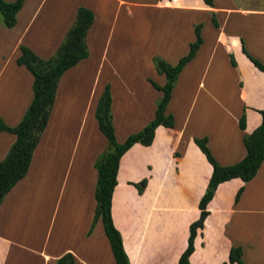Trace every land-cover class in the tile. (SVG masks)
I'll use <instances>...</instances> for the list:
<instances>
[{
	"label": "crops",
	"instance_id": "crops-1",
	"mask_svg": "<svg viewBox=\"0 0 264 264\" xmlns=\"http://www.w3.org/2000/svg\"><path fill=\"white\" fill-rule=\"evenodd\" d=\"M46 1L38 0L36 2L34 0L29 6V0H23L20 10L15 15V24L12 28H5L1 25L2 21L0 22V120L8 127H13L19 122L32 97V77L23 67L17 66L15 63L19 56V47L28 48L40 59L49 58L60 44L66 30L71 26L75 11L78 8L72 9L70 18L68 17L58 33L55 30L50 32L48 29L46 32L43 22L38 21ZM186 2V0H154L152 4L153 7L162 10L194 16L195 19L189 23V28H192L193 40V27L201 24L202 45L194 58L179 73L176 82L191 65L198 61L203 47L207 46L208 52L201 63L203 69L199 73L197 92L195 93L197 95H194V100L206 87L205 80L215 52L220 49L224 57H227L228 64L229 55H231L235 66L232 67L229 64V67L233 70L237 81L234 97L236 107L232 108L230 105V109H234L232 112L234 126L215 123L210 125L207 131L198 132L195 129L196 126H190V115L195 106V101H192L183 111L181 121L177 123L175 117L169 112L174 87L172 88L165 114L172 115L173 128L158 126L154 130L153 139L149 146L134 144L121 156L118 162L116 185L111 195L110 216L114 228L120 235L122 248L129 264H175L177 262L179 255L186 247L188 226L198 218L197 203L204 193L211 174L210 165L193 144L192 139L205 137L207 140L206 147L219 166L235 164L245 155L242 136L250 134L260 124L258 111L264 108V75L258 72L241 53L242 42L246 52L264 65V28L251 27L253 24L258 26L256 22H259L252 19L264 21V12L218 6L215 0H213L211 8L205 6L200 0H193L191 5ZM26 4L28 5V12L18 29V18ZM133 6L136 5L130 0L93 1L89 8H86L93 14L92 25L85 36L87 51H89L90 45L92 46L93 34L103 31L102 28L105 25L103 14H112L111 26L114 30L115 22L119 19L122 9L126 13V17H131L132 12L129 9ZM96 10H99L100 16H97L98 18L95 20ZM211 13L216 20L217 28L211 24ZM48 19L51 20V16ZM250 20L254 23H251ZM94 21H99L97 30H94ZM35 22L40 23L37 24L40 27V33L46 32V35L43 34L46 39L36 40L34 34V38L28 39ZM108 45L105 42L97 63L96 80L93 81L94 85L92 83L82 105L85 121L91 113L93 114L97 98L105 85L106 80H104L105 78L101 79V77L107 71L118 74L117 70L114 69L116 66L112 63L113 61L109 62L107 59ZM151 56L152 53L149 54V60ZM89 57L90 53L88 52L87 58ZM116 58L114 56L111 59L115 60ZM77 65L67 70L60 77L46 127L32 152L28 170L0 203V264H56V260L66 253L73 257L74 264H105L102 262L101 253L99 254L97 250L99 245L103 249L108 248L109 250L101 223L97 221L91 232L88 233L91 222L87 214L84 222L81 221L79 229L72 217L69 218L70 220L68 219L66 228L69 233L65 237L68 243L63 247H55L53 244L48 246L50 234L43 237V240L36 245L34 241L36 234H27L24 237L23 234L14 232L12 226L17 213H23L25 202L29 204L28 200L31 198H21V193L26 186H34L37 182L36 177L38 179L42 174L41 171L45 162L43 158L41 159L43 152L40 149V141L46 139L44 137L47 136L55 137L53 132L58 126L56 118H59V107H64V97L68 91L67 85L70 80L67 79L68 73L74 72ZM146 65L150 67L148 60ZM143 79L145 83L149 84V78L144 76ZM158 93L159 99L161 93ZM223 105H217V107L225 110L229 108L228 104V108L221 107ZM154 110L146 124L152 120ZM241 114L244 116V129L242 131L237 127ZM226 115L228 116L227 113ZM84 125L85 122L82 129L79 126L81 131L79 133L77 131L76 139L72 145L68 159L70 168L77 156V148ZM145 125L139 126L135 131L127 132L117 139L115 126L112 122L116 143L121 144L129 135L137 133ZM94 135L96 139H99L96 134ZM13 141V135L0 133V161L4 158ZM98 150H91L90 154L92 153V155L88 159L89 162H86V172L89 171L91 161L97 152H100V149ZM50 162L52 163V161ZM32 167L34 172L33 175H30ZM143 179L146 183L141 194H138L131 184L138 183ZM92 184L93 181H91ZM241 187L243 190L238 200L234 202V196ZM56 203L57 199L54 202L48 231L56 221ZM90 204L91 201L89 202V210L92 209ZM206 211L208 216L205 218L202 228L196 231L193 252L188 258L189 264L226 262L228 250L231 247H240V259L244 264H264V160L249 182L243 183L239 179H232L219 184L212 199L206 205ZM90 215L92 219L93 212ZM98 225L100 227H96ZM76 227L77 230H73ZM100 229L101 232H99ZM101 233L102 236H100ZM108 255H110L107 256L108 264H114L110 251Z\"/></svg>",
	"mask_w": 264,
	"mask_h": 264
},
{
	"label": "rangeland",
	"instance_id": "rangeland-1",
	"mask_svg": "<svg viewBox=\"0 0 264 264\" xmlns=\"http://www.w3.org/2000/svg\"><path fill=\"white\" fill-rule=\"evenodd\" d=\"M93 1L98 0H47L40 12L38 21L43 22L46 32L48 30L54 32L55 30L58 33L68 17L70 18V12L73 8H89ZM186 1L190 5L193 2V0ZM32 2L34 0H29V6ZM130 2L136 5L129 9L132 12L131 17H126V13L122 9L119 19L115 22L114 30L111 26L112 14L110 12L108 15L103 14L105 25L102 28L103 31L100 26L101 32L93 34V40H91L93 47L90 45L88 51L90 57L78 63L74 72L69 71L71 73H68L67 79H70L67 85L68 91L64 97V107H59V118H56L58 126L53 132L55 137L47 136L44 137L46 139L40 141V149L43 152L41 153V159L43 158L45 162L41 171L42 174L38 179L36 177L37 186L36 184L34 186L28 185L21 193V198H31L28 200L29 204L25 202L23 213H17L18 215H16L12 224L14 232L23 234L24 237L27 234H36L34 239L36 245L43 240V237L50 234L48 246L53 244L55 247H63L68 243L65 237L69 233L66 228L69 218L72 217L78 229L81 221L84 222L86 214L89 216V221L92 220L90 215L94 208L92 192L96 179L92 165L105 150L106 142L96 129L92 113L85 121L82 105L93 81L96 80L97 63L105 42L109 44L107 59H109V62L113 61L112 63L118 68L114 67L118 74L107 71L101 77V79L105 78L104 80H106L104 84L109 86L111 121L115 126V134L118 139L125 133L133 132L139 126L145 125L153 113L159 93L152 89L148 83H145L143 78L146 76L158 85L163 83L164 78L156 73L151 59L157 57L173 65L177 59L185 55L188 43L193 40L192 28H189V23L195 19L194 16L153 7L154 0H130ZM215 3L218 6L264 12V0H215ZM143 4L144 6H141ZM27 12L28 5L26 4L18 18V29L21 27ZM95 13L96 20L97 16H100L99 10H96ZM49 16H51V20L48 19ZM252 20L259 22H256L258 26L253 24L251 27L264 28V21H261V19ZM39 22H35L31 28L28 39L34 38L33 34L36 40L46 39V36H44L46 32L43 35L40 33V27L37 26V24H40ZM250 22L254 23L251 20ZM98 23L99 21H94V30L98 29ZM111 28L112 33L110 32ZM207 48V46L203 47L198 61L191 65L179 81L175 83L169 106V112L178 123L181 121L183 111L192 101H195V106L190 115V126H196L195 129L200 133L207 131L209 126L215 123L234 126L232 120L234 109L231 110L230 107H236L234 97L237 90V81L233 70L229 67L227 57H224L220 49L215 52L211 66L208 69L205 89L193 100L194 95H197L195 94L197 92V81L199 73L203 69L201 63L208 52ZM151 53L152 56L149 60V54ZM114 56L117 58L112 60L111 58ZM147 60L150 67L146 65ZM217 105H223L221 107L228 109L221 108V110ZM84 122V130L77 148V156L70 168L68 159L72 145L74 139H76L77 131L78 133L81 131ZM79 126H81V129ZM94 134L99 139H96ZM98 149H100V152H97L91 161L89 171L86 172V162H89L88 159L92 155V153L90 154L91 150L99 151ZM33 172L34 168L32 167L30 175H33ZM90 180L93 181L92 185ZM56 199V221L48 231ZM90 201L91 210H89ZM77 227L73 230L76 231ZM99 232H101V229ZM100 236H102V233ZM97 250L99 254L101 253L102 262L108 264L107 256H110L108 255V248L103 249L99 245Z\"/></svg>",
	"mask_w": 264,
	"mask_h": 264
},
{
	"label": "trees",
	"instance_id": "trees-1",
	"mask_svg": "<svg viewBox=\"0 0 264 264\" xmlns=\"http://www.w3.org/2000/svg\"><path fill=\"white\" fill-rule=\"evenodd\" d=\"M200 1L207 7L211 8L213 6V0ZM22 2L23 0L12 2L0 0V16L3 27L12 28L14 26L15 15L20 10ZM210 21L212 26L217 28L213 13H211ZM92 22V12L84 7H78L71 26L66 30L54 53L47 59H40L24 46L19 47V56L16 58L15 63L31 75L32 97L21 119L15 126L8 127L0 120V133L14 136L13 143L0 161V203L28 170L32 152L46 127L60 77L67 70L87 58L88 51L85 36ZM200 29L201 24L193 27L194 40L188 44L186 54L180 57L176 64L169 65L157 57L151 59L156 73L163 76L164 82L162 85H157L151 80H148V82L153 89L161 93V96L156 101L152 120L137 133L129 135L121 144L116 143L113 135L110 113L111 98L107 84L104 85L97 98L93 117L98 132L106 142V147L93 163V169L96 173L93 190L94 209L88 233L91 232L94 224L100 221L114 264H129L122 248L120 235L114 228L110 216L111 195L116 185L118 162L121 156L134 144L144 147L149 146L153 139L154 130L158 126L173 128V117L170 114L166 115L165 109L170 100V94L177 76L184 66L194 58L197 50L202 45ZM241 53L258 72L264 75V65L246 52L242 42ZM229 64L232 67L235 66L231 55H229ZM258 113L260 124L250 134L242 136L245 155L235 164L219 166L206 147V138L192 139L193 144L210 165L211 174L204 193L197 203L198 218L189 224L186 247L175 264H189L188 258L193 252L196 231L202 228L203 222L208 216L206 205L212 199L216 187L232 179H239L243 183L249 182L264 160V108ZM237 127L241 131L244 129L243 114L238 119ZM145 183L146 181L143 179L131 185L138 194H141ZM242 190V187L237 190L234 202L238 200ZM240 257V247H231L228 250L227 261L220 264H244ZM56 264H74V259L69 253H66L56 260Z\"/></svg>",
	"mask_w": 264,
	"mask_h": 264
}]
</instances>
